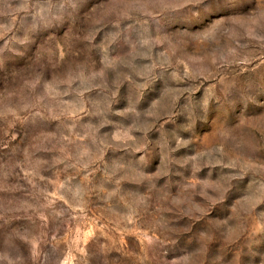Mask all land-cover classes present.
<instances>
[{
	"label": "rangeland",
	"instance_id": "rangeland-1",
	"mask_svg": "<svg viewBox=\"0 0 264 264\" xmlns=\"http://www.w3.org/2000/svg\"><path fill=\"white\" fill-rule=\"evenodd\" d=\"M0 264H264V0H0Z\"/></svg>",
	"mask_w": 264,
	"mask_h": 264
}]
</instances>
